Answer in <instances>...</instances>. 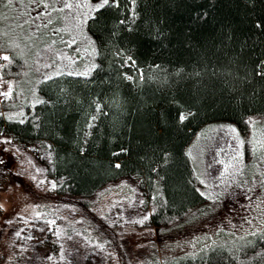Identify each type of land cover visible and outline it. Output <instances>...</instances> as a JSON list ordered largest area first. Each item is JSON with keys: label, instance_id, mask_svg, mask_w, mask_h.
Here are the masks:
<instances>
[{"label": "trees", "instance_id": "1", "mask_svg": "<svg viewBox=\"0 0 264 264\" xmlns=\"http://www.w3.org/2000/svg\"><path fill=\"white\" fill-rule=\"evenodd\" d=\"M132 7L120 0L119 8L105 7L83 24L85 38L95 42L90 58L85 47H92L78 38L69 46L72 14L64 0H0V55L13 58L0 60L7 64L0 77L14 88L0 100V132L50 143L54 193L63 197L55 215L86 217L89 198L134 177L164 238L188 230L221 199L205 171L221 150L235 146L245 171L264 172V148L254 141L264 121V75L258 74L264 72V0H137L134 22ZM89 69L88 76L77 74ZM181 112L191 113L183 123ZM222 126L236 128L245 143L237 148ZM104 220L90 226L119 255L118 264H135L139 256L144 264H264V225L160 258L155 246L142 256L133 252ZM19 258L0 264H19Z\"/></svg>", "mask_w": 264, "mask_h": 264}, {"label": "rangeland", "instance_id": "2", "mask_svg": "<svg viewBox=\"0 0 264 264\" xmlns=\"http://www.w3.org/2000/svg\"><path fill=\"white\" fill-rule=\"evenodd\" d=\"M84 2L72 0L70 9L72 35L83 47L90 45L80 21L91 12L76 5ZM85 48L91 58L93 54ZM124 57L127 62L128 56ZM8 84L13 85L0 82V91H7ZM254 133L257 147V141L264 142V121L256 125ZM224 136L231 138L233 134L225 130ZM233 147L222 150L214 161L205 164L212 190L221 191V199L205 207L188 230L163 238L151 223V206L144 185L134 177H123L101 188L87 200L91 209L86 217L74 211L55 215L53 206L63 197L54 193L50 143L22 140L2 131L0 260L17 255L19 264H118L119 255L105 247L92 232L90 225L101 219L121 232L118 238L128 239L133 252L142 256L155 246L160 258L192 253L218 241L220 234L238 238L257 231L264 225V172L245 171L240 159H234L239 151ZM229 163L232 167L221 177ZM258 183H263L260 188ZM133 262L144 264L140 256Z\"/></svg>", "mask_w": 264, "mask_h": 264}, {"label": "snow or ice", "instance_id": "3", "mask_svg": "<svg viewBox=\"0 0 264 264\" xmlns=\"http://www.w3.org/2000/svg\"><path fill=\"white\" fill-rule=\"evenodd\" d=\"M11 2H12V0H8V3L9 4H11ZM129 3L131 5H133V7L131 9V12H132V18H133V22H134L136 16L138 15L136 13V11H135V5L137 3V0H129ZM72 7H73V5L71 3H68V0H64V8L71 9ZM76 7H78V8H80V7H87L89 9V11L93 14L91 16L85 15L84 18L80 21L81 24H86L87 21H88V19H95V15L94 14L96 12H99L100 10L104 9L105 7H116V8H119L120 7V0H99V2L96 3V4H94V5L91 4L90 0H85L84 3H77ZM60 10L63 11V9H60ZM48 23H52V21L49 20ZM120 23L123 24L124 21L122 20V21H120ZM257 27H260V25L257 24ZM128 30L131 31L132 29L129 28ZM59 31H62V29H59ZM76 42H77L76 41V38L73 37L71 39L70 43H69V46H71V44H75ZM88 43L92 47V52L89 53V54H95L96 53L95 42L92 41L89 38ZM15 47H18V45H15ZM2 50H3V46H0V51H2ZM77 50L79 51V49H77ZM85 51H87V49H85ZM12 59L13 58L11 56H9V55H0V60L6 61V62H8V64H10L12 62ZM128 60L129 61H132V58L131 57H128ZM73 63H74V61H73ZM132 63L134 64L135 61H132ZM0 67H7V64L2 65ZM95 67H96V65H93L92 66L93 69ZM156 67H159V65H157ZM91 70L92 69H89V70H87V71H85L83 73H77V74L84 75V76H88V75H90ZM69 74H72V73H69ZM258 74L259 75H264V72H260ZM51 78H52L51 76H48L47 77V79H51ZM126 78L129 79V80L132 79V77H130V76L129 77H126ZM141 78H143V77H141ZM0 82L7 83V81H3V78L2 77H0ZM13 91H14L13 86L11 84H8L7 91H0V96H3L4 98L9 99V98L12 97ZM36 103H45V101L40 100V99H37L36 100ZM99 108H100V106L97 105V110L98 111H99ZM20 115H23V113H20ZM189 115H191V113L181 112L180 115H179L180 122L183 123L188 118ZM12 118L13 117H8V119H12ZM92 119L95 120L96 117L94 116ZM20 122L23 123V120H21ZM249 123H250V126L251 127H254L256 122L250 120ZM88 127H92V125L89 124ZM222 127H227L228 131L231 134H233V138L237 140V148H239L240 146H242L245 143L244 140L239 139V133H238V131H237L236 128H234L232 126H222ZM254 135H255V133H254ZM257 143H259L260 146L262 148H264V142H259L258 141ZM186 154L190 155L191 154V149H189L188 153H186ZM114 155H116V153H114ZM240 158H241V156H240L239 153H237V155L234 157V159H236V160H239ZM165 159H167V154L165 155ZM115 167L116 168H119V167H121V165L120 164H116ZM230 167H232V164L231 163H229V164H227L225 166L224 172H221V177H224L226 175V173L228 171V168H230ZM240 171H242V169ZM201 183H205V182L202 180ZM201 195H204V193H201ZM141 203H143V202H141ZM145 219H147V217H145ZM17 235H18V233H17ZM49 259H51V257H49Z\"/></svg>", "mask_w": 264, "mask_h": 264}]
</instances>
